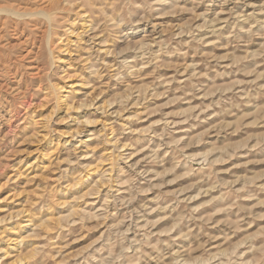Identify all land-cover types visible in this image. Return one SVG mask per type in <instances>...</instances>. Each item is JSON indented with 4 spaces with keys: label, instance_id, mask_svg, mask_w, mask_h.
<instances>
[{
    "label": "rangeland",
    "instance_id": "obj_1",
    "mask_svg": "<svg viewBox=\"0 0 264 264\" xmlns=\"http://www.w3.org/2000/svg\"><path fill=\"white\" fill-rule=\"evenodd\" d=\"M0 9V264H264V0Z\"/></svg>",
    "mask_w": 264,
    "mask_h": 264
},
{
    "label": "bare ground",
    "instance_id": "obj_2",
    "mask_svg": "<svg viewBox=\"0 0 264 264\" xmlns=\"http://www.w3.org/2000/svg\"><path fill=\"white\" fill-rule=\"evenodd\" d=\"M0 12H3L4 13V11L3 10H1L0 9ZM5 12H7V11H5ZM38 13H36V12H34V13H12V15H14V16H17V17H25V16H34V15H42L41 17H43L44 16V18L47 16L48 18H49V16L48 15H46L47 13L46 12H41L40 11V13H39V11H37ZM8 14V13H7ZM48 18H46L47 20H48Z\"/></svg>",
    "mask_w": 264,
    "mask_h": 264
}]
</instances>
